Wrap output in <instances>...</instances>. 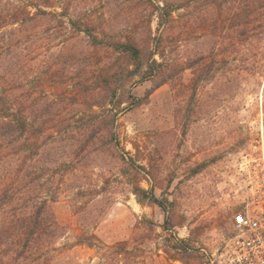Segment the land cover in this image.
<instances>
[{"label":"rangeland","instance_id":"1","mask_svg":"<svg viewBox=\"0 0 264 264\" xmlns=\"http://www.w3.org/2000/svg\"><path fill=\"white\" fill-rule=\"evenodd\" d=\"M96 2L93 12L109 23V37L136 27L142 30L151 10L148 5L144 11L136 0L129 8L116 4L111 10ZM171 16L162 20L155 9L150 14L151 33L170 59L183 62L209 48L206 13L193 5ZM81 35L71 41L78 49L86 47ZM213 47L219 52L217 45ZM99 57L106 55L100 52L94 58ZM216 60L210 73L197 78L194 95L193 70L185 69L179 79L139 104L151 86L140 75L126 79L115 95L108 96L107 108L115 115L112 148L126 163L101 151L73 163L74 175L50 204L52 215L64 226L50 252L51 264H219V252L233 234L232 211L238 209L239 197L230 190L234 170L250 152L249 143L264 138V59L259 71L251 70L252 59L245 55ZM55 95L62 100L67 92ZM77 106L66 114L68 120L85 112ZM69 168L62 170L70 172ZM133 184L151 190L161 205L138 199L130 192ZM76 186L88 191L76 194ZM103 207L98 223L86 225L88 212ZM89 234L95 235L91 240L96 247L80 243ZM176 239L186 249L175 250L173 246L180 244ZM120 242H128L129 253L112 256L108 248Z\"/></svg>","mask_w":264,"mask_h":264},{"label":"trees","instance_id":"2","mask_svg":"<svg viewBox=\"0 0 264 264\" xmlns=\"http://www.w3.org/2000/svg\"><path fill=\"white\" fill-rule=\"evenodd\" d=\"M96 1L103 10L116 4L129 8L132 2L0 0V264H51L50 252L64 226L52 215L50 204L74 175L75 161L101 151L126 163L112 148L115 115L107 108L108 96L115 95L126 79L140 75L150 81L139 104L157 88L179 79L185 69L193 70L194 95L198 79L212 71L218 56L221 61L231 55L248 56L252 71L262 66L264 0H160L159 4L136 0L143 10L151 6L142 30L136 27L112 37L107 35L109 23L93 12ZM193 5L208 15L203 24L211 45L175 62L151 33L150 14L155 9L160 19H168L173 11ZM76 34H82L85 48L71 42ZM100 52L106 57L95 59ZM57 91L67 96L61 100ZM77 105L85 112L68 120L66 114ZM63 167L71 171L64 172ZM75 188L76 194L88 191L85 186ZM130 192L161 205L151 190L137 184ZM105 209L90 210L85 224L95 226ZM94 238L85 235L80 243L96 247ZM176 240L180 244L173 246L175 250L186 249L182 240ZM127 245L120 242L108 249L112 256L123 257L130 251Z\"/></svg>","mask_w":264,"mask_h":264},{"label":"built area","instance_id":"3","mask_svg":"<svg viewBox=\"0 0 264 264\" xmlns=\"http://www.w3.org/2000/svg\"><path fill=\"white\" fill-rule=\"evenodd\" d=\"M249 149L234 170L230 190L239 197L238 209L232 211L233 234L219 252V264H264V138L251 141Z\"/></svg>","mask_w":264,"mask_h":264}]
</instances>
